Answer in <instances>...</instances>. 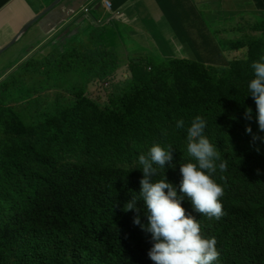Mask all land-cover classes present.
Listing matches in <instances>:
<instances>
[{"label":"trees","instance_id":"16d2710c","mask_svg":"<svg viewBox=\"0 0 264 264\" xmlns=\"http://www.w3.org/2000/svg\"><path fill=\"white\" fill-rule=\"evenodd\" d=\"M260 10L248 25L252 33L238 40L212 41L204 23L198 26L202 37H195V23L184 24L188 32L178 37L190 59L154 65L132 60L130 76L118 83L110 81L121 67L119 51L101 44L83 55L96 59L63 65L71 56L65 54L62 72H75L86 82L65 90L72 98L56 99L55 91L52 104L26 121L15 108L0 113V264H145L141 251L151 248V235L133 224L137 213L123 211L140 190L138 157L154 143L171 145L175 170L154 165L153 180L165 175L179 181V163L189 161L186 127L196 115L205 118L204 134L228 162L227 170L213 177L224 188V218L198 215L187 199L182 207L216 237L215 264H264V142L245 132L250 125L264 137L247 87L254 78L251 62L264 58ZM163 12L170 16L173 10ZM244 20L241 16L236 24ZM231 49L243 50L244 58L228 60ZM95 67L103 75L93 78ZM96 79L111 85L105 103L87 97ZM246 108L252 109V120L244 118ZM178 119L185 120V129L176 128ZM137 206L146 223L142 202Z\"/></svg>","mask_w":264,"mask_h":264},{"label":"crops","instance_id":"0c3cea01","mask_svg":"<svg viewBox=\"0 0 264 264\" xmlns=\"http://www.w3.org/2000/svg\"><path fill=\"white\" fill-rule=\"evenodd\" d=\"M56 0H12L0 11V49L8 45L23 27L44 12ZM62 1V0H61ZM105 0H63L51 17L41 24L32 25L23 32L13 45L0 54V107L20 103L10 95L32 82L30 60L38 53L59 55L65 50L78 49L83 52L87 46L96 49L98 45L118 49L121 54V69L116 82L127 78L128 65L133 59L165 61L168 58H182L180 47H173L180 34H186L181 26L195 23V37L204 33L198 26L206 24V36L216 41L226 34L237 32L234 27L237 18L245 20L255 12V0H108L112 3V16L104 6ZM89 9L88 12L85 10ZM171 9L169 16L163 10ZM247 9L251 11L248 12ZM61 24L55 29V24ZM244 23V22H243ZM55 29V30H54ZM58 34L69 30L71 38L66 44L55 42ZM197 35V36H196ZM179 38V37H178ZM55 42V43H54ZM186 58H191L190 49L183 47ZM25 74H21L24 67ZM38 67V66H36ZM32 85V84H31ZM7 97H5V94ZM16 95V94H15ZM14 96V95H13ZM9 97H11L9 99ZM2 99V100H1ZM14 99L13 102H7ZM19 101H23L19 99Z\"/></svg>","mask_w":264,"mask_h":264},{"label":"clouds","instance_id":"9594fccd","mask_svg":"<svg viewBox=\"0 0 264 264\" xmlns=\"http://www.w3.org/2000/svg\"><path fill=\"white\" fill-rule=\"evenodd\" d=\"M106 1H110L105 0L104 6L112 16L123 15L121 12L113 13V7L109 10L105 5ZM255 1V12L250 14L244 23L247 21L251 23L262 15L260 9L264 8V0ZM85 11L88 12L89 9ZM247 11L251 10L247 9ZM236 25L234 27L240 30ZM228 35L230 34L223 37H228ZM116 51L119 50L115 49ZM229 53L230 51H226L225 56L231 60L228 57ZM117 56L121 63V54ZM170 59H176V57L167 60ZM151 63L153 64V60ZM129 65L128 71L130 72ZM250 68L254 78L248 83V92L256 106L255 122L258 125V130L264 132V58L260 61H252ZM129 72H127L128 77L130 76ZM114 77L110 82L118 83L124 79L123 77L116 82ZM105 85L111 86L109 83ZM244 118L246 120L253 119L251 108L245 109ZM175 126L177 129H185V120L178 119ZM206 126L205 118L196 115L186 127V153L189 161L179 163V181L169 182L165 175L163 179L153 180V177L158 174V168L166 169L167 166L175 170L176 163H174L171 145L165 148L154 143L146 154H141L138 157V163L141 166L139 170L142 173V178L139 181L140 190L137 195L131 196V199L124 203L123 211L137 213L133 217V224L151 235V248L141 251L145 264H215L219 260L220 252L216 247V237L207 233L204 226H200L198 219L182 207L183 201L187 199L191 203L192 210L198 215L205 216L211 219L210 221L224 218L221 203L224 188L213 177L218 171L225 172L228 162L221 157V153L204 134ZM245 132L252 135L254 142L257 140L264 142V137L252 133L250 125H246ZM255 150L259 152L258 147ZM219 179L223 181L226 178L220 175ZM138 201L142 202L146 223L141 222V208L137 206Z\"/></svg>","mask_w":264,"mask_h":264},{"label":"rangeland","instance_id":"374dc122","mask_svg":"<svg viewBox=\"0 0 264 264\" xmlns=\"http://www.w3.org/2000/svg\"><path fill=\"white\" fill-rule=\"evenodd\" d=\"M249 23L250 21H247L243 24L236 25V27L240 30H237V33L228 35V38L238 40L246 33H252L251 27H248ZM180 35L182 36V34ZM64 44L65 42H61V46L64 47ZM172 44L173 47L176 46L180 47L179 51L181 52V56H182V58L180 59H186L185 53L183 51V47L187 48V46L183 45L178 37L176 40H174V43ZM70 51L71 50L67 49L62 54L59 55H53V54L44 55L42 53H38L37 56L33 57L30 60V64H35L36 66H39V63H41L43 68L36 66L30 67V69L32 70L30 73L31 78L32 80H34L32 86L29 85V87H27V85H24L23 87L18 88L16 92L10 89L11 97L17 100V102L20 104L17 107L2 106L0 107V113L2 115H7V112H9L10 109L15 108L14 110L17 111L21 119L26 121L29 119L31 115L36 117L39 111L45 109V107L47 108L48 103L52 104L53 101L51 100H55V98L53 97L55 91H58L60 93L59 95H57L56 99H59L62 95L64 96V98H68V97L72 98L65 90L75 85L76 83H80V84L83 83V87H84L86 85V82L85 81L83 82L82 78L79 77L75 72H69V73L62 72V69L65 67L62 65L59 66L62 63L60 58H62L65 54H71V56H68L62 60L63 65H65L66 62L68 61L71 62L72 64H78V63L82 64V62H86V61L88 63L90 60L96 59V57L83 56L86 54L91 55L92 52H95V50L90 48L89 46H87L83 52L80 51L70 52ZM228 57L231 59H243L244 51L241 49L238 50L231 49ZM27 69L29 68L25 66L20 73L25 74V70ZM90 70L92 72L91 76L93 78H96L98 74L103 75L100 67L91 68ZM41 73L45 75H42ZM92 77H88V79H91ZM102 82H104L103 79H96L95 82H92V84L88 85L86 91V94H88L87 97H90L92 100L99 101L101 103L107 102L108 96L112 92V89L107 85L103 84ZM30 86L31 89H28L30 88ZM29 96L31 97L30 99ZM5 97H7L6 94ZM11 97H9V99ZM41 97H43L42 100H40ZM18 98L22 99L23 101H19ZM14 99H11L10 101L7 102H13ZM6 119L9 120L11 119V117H8Z\"/></svg>","mask_w":264,"mask_h":264},{"label":"water","instance_id":"95a60500","mask_svg":"<svg viewBox=\"0 0 264 264\" xmlns=\"http://www.w3.org/2000/svg\"><path fill=\"white\" fill-rule=\"evenodd\" d=\"M12 0H0V11L6 6L8 5ZM63 1V0H62ZM61 0H56L54 1L44 12H42L41 14H39L38 16H36L31 22H29L28 24H26L23 29L21 30V32H19V34L8 44L6 45L4 48L0 49V54H2L3 52H5L11 45H13L15 43V41L18 39V37L23 33V32H27L28 29L34 25V24H41V21H43L46 17H51V15L53 14V12L57 9V7L60 6ZM55 29H60L61 28V24L56 23L55 24ZM54 29V30H55ZM57 30L53 35H57L58 34ZM71 34H69V30H66L65 32L59 34L56 36V42H67L68 39L71 38Z\"/></svg>","mask_w":264,"mask_h":264},{"label":"built area","instance_id":"2783aa9c","mask_svg":"<svg viewBox=\"0 0 264 264\" xmlns=\"http://www.w3.org/2000/svg\"><path fill=\"white\" fill-rule=\"evenodd\" d=\"M105 5L107 6V8L109 9V10H111V8H112V5H111V3L110 2H105Z\"/></svg>","mask_w":264,"mask_h":264}]
</instances>
